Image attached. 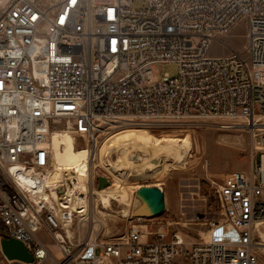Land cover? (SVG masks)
<instances>
[{"label":"built area","instance_id":"1","mask_svg":"<svg viewBox=\"0 0 264 264\" xmlns=\"http://www.w3.org/2000/svg\"><path fill=\"white\" fill-rule=\"evenodd\" d=\"M146 1L0 0V240L33 264H264V0ZM239 25L245 52L209 56ZM169 63L175 77L156 74ZM197 121L241 122L254 147L248 173L215 185L219 217L198 242L142 217L107 234L97 178L48 183L58 128L91 153L113 128Z\"/></svg>","mask_w":264,"mask_h":264},{"label":"rangeland","instance_id":"2","mask_svg":"<svg viewBox=\"0 0 264 264\" xmlns=\"http://www.w3.org/2000/svg\"><path fill=\"white\" fill-rule=\"evenodd\" d=\"M146 5V0H132L135 9ZM223 42L228 48L213 43L208 55L224 56L231 51L243 54L246 47L245 27H236ZM177 73V65L170 63L158 65L156 70L157 75L166 74L170 77H175ZM56 131L69 134L64 127ZM148 137L152 141L149 142ZM76 139L77 145L73 144L70 148L71 163H76L79 157L88 156L82 139L78 136ZM153 141H158L160 146H171V141H175L183 163L175 165L172 155L162 158L160 154L154 158V170L145 175L141 174L138 166H126L125 159L133 162L128 159L131 155L143 158L149 148H153L155 153L159 151L160 147ZM106 142L105 153L100 157V146ZM253 148L250 133L241 122L235 123L233 128H221L220 124L211 121H197L149 129H111L98 138L96 150L89 153L91 176H104L110 181L107 188L94 191L89 196V204L98 221L97 228L103 226L107 234L123 232L130 222L140 218L133 212L136 201H139L135 196L136 190L140 187H155L163 192L164 210L160 215L145 221L149 232L152 226L164 224L168 235L179 233L186 244L200 241L205 237L209 224L219 217L220 206L215 198V185L221 183L227 173H248ZM66 177L63 173L62 179ZM101 191H106L103 197L108 199V205L97 194ZM118 196H127L128 203L119 204L114 200ZM94 204L97 205L95 208ZM122 212L126 214L124 217ZM128 216H132L133 220H127ZM53 251L58 257L56 250ZM0 264H12L7 262L1 250ZM46 264L53 263L49 261Z\"/></svg>","mask_w":264,"mask_h":264},{"label":"bare ground","instance_id":"3","mask_svg":"<svg viewBox=\"0 0 264 264\" xmlns=\"http://www.w3.org/2000/svg\"><path fill=\"white\" fill-rule=\"evenodd\" d=\"M67 135H69V134H67V133L62 134V133H59L57 131V132H54L52 137H51V146H52V150L54 153V161L56 163V168L51 173V175L49 176L48 183L53 184L54 182L61 180L63 173L66 175H68V173H70V174L76 173L80 176L79 183L76 184V186H75V184H73L74 188H72L71 190H75L77 186H78V188L83 189L84 185L80 184V182H84V179L81 176H87L88 174H90V170H91L90 161H89V158H90L89 155L90 154L85 149L86 152L88 153V156L79 157L77 159L76 163H71L70 148L73 146L74 140L71 137V135H69L70 137L67 138L66 137ZM147 140L149 142L152 141V139L150 137H148ZM171 142H173L171 146H163V145L160 146L158 141H153V143L155 145L160 147L159 151H157L155 153V150L153 148H149L148 153H145V157L141 158L140 162H138V163H134V162H131V161H128L127 159H125L126 166H130V165L138 166V169L140 171H142L141 174L145 175L150 170L155 168L156 165L153 164L154 158H157V156H159L160 154H162L161 155L162 158H165L166 156L172 155L175 158V162H174L175 165H178L181 162L183 157L180 156L181 154L179 153L178 149L176 148V146H177L176 142L175 141H171ZM107 144H108V142H106L104 145L100 146V157L103 156V154L105 153ZM186 148H187V145H186ZM181 163H183V161ZM85 190H86V188H85ZM104 192H106V191L97 192V194L100 196L101 200H104L105 204L108 205V203H109L108 199L103 197ZM119 194H121V193H119ZM105 195H106V193H105ZM114 200H116L119 204H127L128 203L127 196H118V197H115ZM142 209H143V205H142L141 201L140 200L136 201V205H135L134 210H133L135 215L136 214L140 215ZM125 215H126L125 212H122V217H124Z\"/></svg>","mask_w":264,"mask_h":264},{"label":"water","instance_id":"4","mask_svg":"<svg viewBox=\"0 0 264 264\" xmlns=\"http://www.w3.org/2000/svg\"><path fill=\"white\" fill-rule=\"evenodd\" d=\"M134 163H138L141 157L131 155L128 157ZM109 186V181L103 177H97L96 189L102 190ZM61 193V189L57 190ZM135 196L143 205L141 214L139 215L145 219L154 218L162 213L164 210V195L160 189L155 187H140L136 190ZM0 250L4 258L8 261H16L24 264H33V257L26 251L23 245L11 238H2L0 240Z\"/></svg>","mask_w":264,"mask_h":264}]
</instances>
